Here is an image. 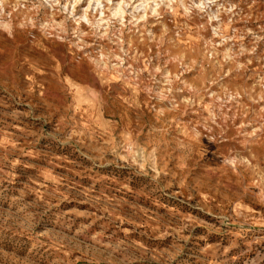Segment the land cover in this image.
I'll return each mask as SVG.
<instances>
[{"label": "rangeland", "instance_id": "374dc122", "mask_svg": "<svg viewBox=\"0 0 264 264\" xmlns=\"http://www.w3.org/2000/svg\"><path fill=\"white\" fill-rule=\"evenodd\" d=\"M0 264H264V0H0Z\"/></svg>", "mask_w": 264, "mask_h": 264}]
</instances>
